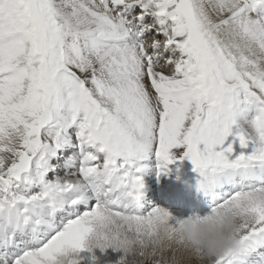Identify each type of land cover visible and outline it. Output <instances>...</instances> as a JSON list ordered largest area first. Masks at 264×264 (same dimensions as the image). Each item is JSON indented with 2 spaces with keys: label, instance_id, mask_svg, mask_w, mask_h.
Segmentation results:
<instances>
[{
  "label": "snow or ice",
  "instance_id": "obj_1",
  "mask_svg": "<svg viewBox=\"0 0 264 264\" xmlns=\"http://www.w3.org/2000/svg\"><path fill=\"white\" fill-rule=\"evenodd\" d=\"M173 150L237 213L215 264H264V0H0V264L170 261L142 201Z\"/></svg>",
  "mask_w": 264,
  "mask_h": 264
},
{
  "label": "clouds",
  "instance_id": "obj_2",
  "mask_svg": "<svg viewBox=\"0 0 264 264\" xmlns=\"http://www.w3.org/2000/svg\"><path fill=\"white\" fill-rule=\"evenodd\" d=\"M179 220L176 224L172 218L164 217L158 225L163 249L174 252L165 264H182L181 252L195 257L200 264H215L217 258L241 247L238 216L231 208L207 215L194 213ZM127 252H131V245ZM119 264H122L121 260Z\"/></svg>",
  "mask_w": 264,
  "mask_h": 264
},
{
  "label": "bare ground",
  "instance_id": "obj_3",
  "mask_svg": "<svg viewBox=\"0 0 264 264\" xmlns=\"http://www.w3.org/2000/svg\"><path fill=\"white\" fill-rule=\"evenodd\" d=\"M150 160H152V158H150ZM147 161L144 162V164L146 166V170L143 174V181H144L143 199L144 200L142 202L144 205V211L147 212V211H151L153 208L162 207V208L168 210L173 216H175L178 219L187 217L191 214H194L196 208L199 207L197 205L198 202L203 201L207 197L198 188V174L196 173V175H195L196 180L194 179L195 181L193 182V184L191 183V185H179L180 183L178 181L171 180V178H169V177H168L169 179H167L166 181L163 182V180H160L157 177V175H158L157 171L161 172V170H158V168H156V167H153L151 169V165H149V163ZM161 182L164 183V185H165L163 187H165V188L168 187L167 188L168 189L167 195L171 196V198H172V199H170V198L167 199V198L163 197V200H165V202H166L164 206L159 205L160 203H159V201H157V199L155 198V194H154V192L155 193H157V192L161 193L163 191ZM147 190H149V194H148V197L145 199V194L147 193L146 192ZM206 202H210V201H206ZM194 203H195V206H194V212L193 213L191 212V210H189V211H183L184 209L181 210V208L183 206L190 207L191 204H194ZM173 205H174V207L171 208L170 206H173ZM210 212H211V210H209L207 213L201 214V215H207ZM87 253H89V252L85 251L84 253H82V255L84 257H86ZM85 261L86 260H84V264H86Z\"/></svg>",
  "mask_w": 264,
  "mask_h": 264
},
{
  "label": "rangeland",
  "instance_id": "obj_4",
  "mask_svg": "<svg viewBox=\"0 0 264 264\" xmlns=\"http://www.w3.org/2000/svg\"><path fill=\"white\" fill-rule=\"evenodd\" d=\"M173 151H174V154L177 156L176 161L167 166L169 171H167L166 174L161 175L160 174L161 172L157 171V173H158L157 177L160 180H163V182L166 181L167 179L171 178V180L175 179L179 183L191 184L193 182V180L196 178V176H195L196 172L194 171V166H192L184 158H180L181 152L179 150H173ZM150 158L148 160L149 162L152 161V160H150ZM154 161H156L158 163L159 159H156ZM161 184H162V190L163 191L167 190V192H168V189H166L168 187H166V188L163 187L165 185L162 182H161ZM163 191L161 193H163ZM146 192H149V190H147ZM165 203H166L165 200H163V205H165ZM159 205H161V204H159ZM93 255H95V257L97 258L95 261L92 260ZM123 256H124L123 251H117L115 249L110 248L105 252V251H102L101 249L97 248V249H94L92 253L86 254L85 263L86 264H119V261L121 260V258Z\"/></svg>",
  "mask_w": 264,
  "mask_h": 264
},
{
  "label": "water",
  "instance_id": "obj_5",
  "mask_svg": "<svg viewBox=\"0 0 264 264\" xmlns=\"http://www.w3.org/2000/svg\"><path fill=\"white\" fill-rule=\"evenodd\" d=\"M187 159V158H186ZM187 160H189V159H187ZM190 161V160H189ZM192 163V162H191Z\"/></svg>",
  "mask_w": 264,
  "mask_h": 264
}]
</instances>
